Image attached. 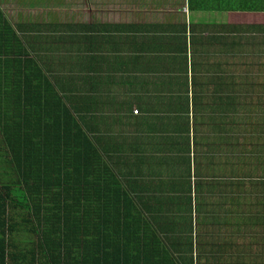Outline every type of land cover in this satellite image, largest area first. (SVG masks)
<instances>
[{
    "label": "trees",
    "instance_id": "trees-1",
    "mask_svg": "<svg viewBox=\"0 0 264 264\" xmlns=\"http://www.w3.org/2000/svg\"><path fill=\"white\" fill-rule=\"evenodd\" d=\"M184 5L185 22L62 23L45 50L30 49L44 52L40 65L20 59L0 24V115L9 108L11 120L10 135L1 124L0 264L99 262L152 224L172 238L175 217L187 235L214 223L228 264H264V72L246 63L264 55L250 38L264 24L228 20L264 13V0ZM133 176L135 201L123 189ZM139 238L136 264L149 239ZM159 254L157 264L173 263Z\"/></svg>",
    "mask_w": 264,
    "mask_h": 264
},
{
    "label": "crops",
    "instance_id": "crops-1",
    "mask_svg": "<svg viewBox=\"0 0 264 264\" xmlns=\"http://www.w3.org/2000/svg\"><path fill=\"white\" fill-rule=\"evenodd\" d=\"M74 1L77 0H44L43 2H39V0H0V24H4L7 26L6 29L9 30L7 31L8 33L12 32L15 34L14 36L15 48L17 47L20 48L22 52L20 54L21 56L20 59L22 61L25 60L26 63L28 61V56H31L38 65L44 63L41 62L42 60H44V52H37L34 55L30 49L45 50L43 45V43H45V36L53 37L55 35V31L56 34L59 33L60 31L59 25L62 24L61 19L78 16V13L69 14L68 12L62 11L61 9L62 3L64 4L67 3L68 5H72ZM87 1L88 3L86 5V8L83 10V14H80L81 16H84L85 18L84 21L80 22L77 20H72L74 23L80 22L86 25L103 24V23L140 24L143 22L147 24H153V23L156 24V23H166L169 20L168 18L164 22H154V21L148 22L146 20L133 22L131 20V18L134 17L132 15V12L126 13V11L120 10V11H114L115 17H118L116 20L107 21L101 17L96 18L95 13L91 12V9H89L92 6L93 2H91V0H87ZM139 11L143 12V9H139ZM230 14H234V13H229V15ZM141 17L142 19H145L143 18V14ZM263 17H264L263 13H258L254 15L253 18H260L259 22L257 21L254 23L264 24V22L262 21ZM174 19L176 18L174 17ZM187 20L188 18L185 21ZM67 22H71V19L70 21ZM250 30L254 31L253 29ZM262 31L264 30L263 29L259 30L258 32L253 34H258L260 36L262 35L264 39V33ZM114 46L117 48L118 45L116 44ZM258 46H260V48L263 47L264 42L258 44ZM116 53L118 52L116 51ZM6 72L8 71L5 70V73ZM28 74H29L28 64H26L25 71L22 72L21 75L24 76L25 79L29 78L30 80H32L33 85L36 84L37 77ZM42 76H48V75L45 74V72H43ZM31 94L34 95V90L31 91ZM55 99L58 100L57 96L53 94H49L47 95L46 101L52 103L55 101ZM39 102L41 103L40 99ZM8 111L9 108H7L5 112L6 115H0V141L3 140L2 139L3 134L1 132V124L3 122V119H5L7 122V127H5L6 135L11 134L10 132L11 120L6 118ZM111 124H113V126L116 125L122 126L123 123L112 122ZM127 125H128L127 123L124 124V128L127 127ZM27 139L29 141L27 147L30 150L33 149L36 153H40V151L34 148L36 145L39 144L37 143V140H35L32 137ZM42 142H46V140H43ZM50 145L52 147L56 146L57 148L58 139L54 137ZM49 152H55V151L51 150ZM133 178L134 180L132 181L131 186L130 184L123 185L124 187L123 189L130 192L129 196H131L133 198V201H135L136 200L135 176H133ZM176 225H178L177 226L178 231L174 232V228ZM184 226L185 223L184 221H182L181 218L175 217L171 219L170 223L166 227V231L170 234V236H172V238L166 239L168 237V234H164L162 231H160L161 228L157 224H152L150 226V230H154L155 232L152 233L148 232V234L146 235L139 234L141 236L138 235V237H132L131 241L127 243V245L123 247L119 252L114 251V253H110V249L106 248L105 251L106 253H104L103 258L100 257L99 262H97L95 257L92 255L93 257H90L88 259L89 264H136V250L144 254V249L139 243L140 242L139 237H142V239H146L149 237L147 244L145 246V256L143 257L141 264H145L146 262L147 264H157V259L160 257L159 252H161L162 246H164L165 249L172 254V258H173L172 264H205L203 263V258H202L203 255L211 257L212 259L211 264H222V258H221L222 235L220 229H218L217 226L214 227V223L212 224V227L205 225H201L197 227V225L193 224L192 233L191 234L188 233L187 235L186 228H184ZM107 236H109L110 239L107 240L106 242H110L113 244L111 240V235H107ZM150 237L152 238L156 237V238L152 239ZM23 238L25 240H31L33 238V234L29 230H27L26 232H24ZM84 240H89V241L93 240L92 232H89L88 239H84ZM172 242H177V245L173 247ZM94 244H96L97 246L99 244V239H96V237ZM90 246H91L90 251L93 253L92 244H90ZM190 257L193 258V261L190 260Z\"/></svg>",
    "mask_w": 264,
    "mask_h": 264
},
{
    "label": "rangeland",
    "instance_id": "rangeland-1",
    "mask_svg": "<svg viewBox=\"0 0 264 264\" xmlns=\"http://www.w3.org/2000/svg\"><path fill=\"white\" fill-rule=\"evenodd\" d=\"M44 0H39V2H43ZM176 1L178 4H176ZM92 6L89 8L91 12L95 13V17H101L104 20L113 21L116 20L118 17H115L114 11L124 10L126 13L132 12L134 17L131 18L133 22L138 21H148V22H164L168 18H171L173 21L183 22L187 19V7H185L184 2L185 0H91ZM88 1L87 0H77L72 3V5H68L67 3H62L61 9L62 11L68 12L69 14H76L78 16L72 18H63L61 19L62 23H66L67 21L77 20V21H84L83 10L86 8ZM151 3V4H150ZM182 8V11H181ZM88 9V8H87ZM139 9H143V12H140ZM142 14L143 18L142 19ZM187 14V15H186ZM264 14V13H263ZM237 15V16H236ZM170 16V17H169ZM179 16V17H178ZM174 17L176 19H174ZM229 22L232 24H253L254 21H260L257 18H250L247 15H238V14H230L229 15ZM253 21V22H252ZM264 22V17L262 18ZM250 33V32H249ZM52 37V36H49ZM253 41L257 44H261L264 42L263 36L258 34L250 35ZM117 49H115V52ZM253 52V51H252ZM249 53L252 56L246 60V63L249 66H253L256 62L258 64V70L264 72V55L255 57L256 54ZM255 61V62H254ZM123 68H120L121 73ZM254 70L256 68L254 67ZM118 74H116L117 76ZM115 79V77H114ZM116 80V79H115ZM117 81H121L118 79ZM135 114V110L133 111ZM236 132V131H234ZM248 231L245 232L244 240L240 241L237 240V244L241 247L245 244L246 237L248 236ZM240 248V247H239ZM222 264H228L225 256L222 258Z\"/></svg>",
    "mask_w": 264,
    "mask_h": 264
},
{
    "label": "built area",
    "instance_id": "built-area-1",
    "mask_svg": "<svg viewBox=\"0 0 264 264\" xmlns=\"http://www.w3.org/2000/svg\"><path fill=\"white\" fill-rule=\"evenodd\" d=\"M135 114H136V110H135Z\"/></svg>",
    "mask_w": 264,
    "mask_h": 264
}]
</instances>
